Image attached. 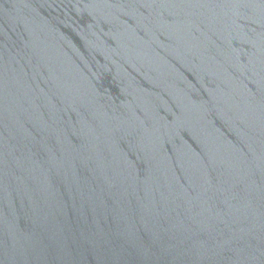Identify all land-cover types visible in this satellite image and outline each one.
Instances as JSON below:
<instances>
[{"label": "water", "instance_id": "95a60500", "mask_svg": "<svg viewBox=\"0 0 264 264\" xmlns=\"http://www.w3.org/2000/svg\"><path fill=\"white\" fill-rule=\"evenodd\" d=\"M0 264H264V0H0Z\"/></svg>", "mask_w": 264, "mask_h": 264}]
</instances>
